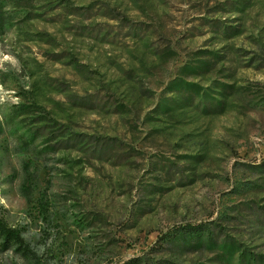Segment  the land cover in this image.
Segmentation results:
<instances>
[{"label": "rangeland", "instance_id": "1", "mask_svg": "<svg viewBox=\"0 0 264 264\" xmlns=\"http://www.w3.org/2000/svg\"><path fill=\"white\" fill-rule=\"evenodd\" d=\"M30 1L0 27V218L28 251L0 264H264V0Z\"/></svg>", "mask_w": 264, "mask_h": 264}, {"label": "trees", "instance_id": "2", "mask_svg": "<svg viewBox=\"0 0 264 264\" xmlns=\"http://www.w3.org/2000/svg\"><path fill=\"white\" fill-rule=\"evenodd\" d=\"M7 1L9 0H0V27H3L8 20L7 13L6 11H4ZM10 1L13 6H17L19 8L27 7L28 4H30L31 2L30 0H10ZM180 87L181 84L177 83V78H175L170 82V84L167 87V90L170 89V92L178 93L177 88ZM185 87H187V84H185ZM168 106H169L168 103L160 104V107H162L165 110L169 108ZM23 108L29 109L28 106L21 105L20 109L23 110ZM22 112H26V111H22ZM178 233L179 232H176L172 234V236L166 235V238H168L166 239L167 242L171 241L170 238L172 239L178 238ZM179 237L181 240L187 242L195 240V244L198 246H203L204 244L205 245L212 244V246L217 247L221 252H226L232 256L238 252L234 247L233 243H231L229 239L224 237L223 240L218 243L217 242L218 240L214 239L215 237L213 236L210 229L205 232V228L203 226L193 227L192 225H189L186 227H182V231L179 234ZM0 240L3 242L4 247L7 244H13V245H17L22 253L28 252L27 248L23 244V238L21 237V233L14 228L8 227L1 218H0ZM238 264H256V262H254V259H252L250 256L246 255L245 252H240V254L238 255Z\"/></svg>", "mask_w": 264, "mask_h": 264}]
</instances>
